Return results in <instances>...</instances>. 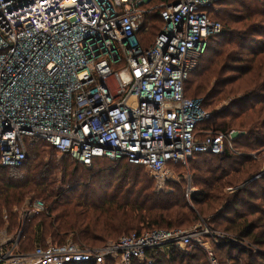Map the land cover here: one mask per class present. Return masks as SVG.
Returning a JSON list of instances; mask_svg holds the SVG:
<instances>
[{
	"label": "built area",
	"instance_id": "2783aa9c",
	"mask_svg": "<svg viewBox=\"0 0 264 264\" xmlns=\"http://www.w3.org/2000/svg\"><path fill=\"white\" fill-rule=\"evenodd\" d=\"M214 1L0 0L2 165L18 167L28 159L27 137L41 138L84 165L96 157L127 159L156 178L167 175L170 162L187 166L195 154L233 150L234 131L197 129L210 114L202 100L185 95L208 39L222 31L210 15ZM153 10L162 25L144 46ZM45 211L36 200L21 218L26 222ZM205 233L199 227L158 228L100 246L68 239L28 251L20 249L21 232L15 238L4 234L0 264L151 262L149 251L181 252ZM211 237L241 244L223 231Z\"/></svg>",
	"mask_w": 264,
	"mask_h": 264
},
{
	"label": "trees",
	"instance_id": "16d2710c",
	"mask_svg": "<svg viewBox=\"0 0 264 264\" xmlns=\"http://www.w3.org/2000/svg\"><path fill=\"white\" fill-rule=\"evenodd\" d=\"M215 4L224 8L212 7L213 19L243 24L244 31L240 30V36L236 32L233 35L229 24H222V31L208 39L206 53L210 55L207 58L201 55L198 67L185 83V95L192 99L202 96L201 105L206 109L214 103L209 100L217 96L223 100L236 92L235 88H227L229 85L245 83L251 96L231 100L228 107L219 111L213 108L209 111L210 117L201 121L197 129L228 132L233 126L231 121L244 115L240 122L246 134L238 141L245 151H256L264 147V43L256 44L252 36L264 39V0H217ZM161 25L159 11L147 14L146 31L142 34L144 46L153 43ZM230 71L232 74H228ZM193 75L195 80H191ZM255 94L260 97L255 98ZM253 99L257 103L247 110L246 105ZM234 108H240L241 113H231ZM221 117L232 120L208 125ZM25 144L28 159L21 166H4L0 159V242L4 234L21 230L19 246L24 251L33 250L36 244H45L47 240L64 243L72 239L86 246H100L121 235L146 230L190 228L201 218L195 214L198 210L200 215L206 211L215 213L213 223L217 218L225 220L221 231L248 239L260 249L254 251L229 241L233 251L247 255L242 264H264V176L254 179L261 170L257 158L247 153L236 155L229 148L220 155L195 154L188 161L195 188L191 193L194 206H191L184 181L169 184L166 191L156 190L148 169L127 159L96 157L88 166L70 154H62L41 138L27 137ZM176 166L186 165L172 162L167 165L168 168ZM249 179L252 181L248 185L234 190V185ZM35 199L44 200L49 213H34L22 225L21 212ZM216 249L220 250L221 246L214 245ZM202 254L198 251L186 256L173 251L165 255L149 251L147 258L151 262L144 259L133 264L186 261L191 264L198 262ZM233 264L241 263L234 261Z\"/></svg>",
	"mask_w": 264,
	"mask_h": 264
},
{
	"label": "rangeland",
	"instance_id": "374dc122",
	"mask_svg": "<svg viewBox=\"0 0 264 264\" xmlns=\"http://www.w3.org/2000/svg\"><path fill=\"white\" fill-rule=\"evenodd\" d=\"M216 1H214V6H213L212 9L217 10L219 8V9L223 10L224 7L223 6L220 7V6L216 5L215 4ZM219 21L223 25H226V24L228 25L229 24L231 30L233 31V35L237 33L238 36H240V33H239L240 30L242 32L244 31L243 24L233 23L230 20L227 23L225 21H223L222 19H220ZM252 37L256 39V44L264 43V39H262L263 37H261L259 35H254ZM230 38H232V37H230ZM218 42H221V41H218ZM215 47L218 49V48H220V45L215 44ZM206 51H207V49L202 53V54H204L205 58H207L210 55V52L206 53ZM228 74H232L231 71ZM194 77L195 76L193 75L191 77V80H195ZM244 84L245 83H243V84L235 83L233 85H229L227 88H235L236 92L233 95H230L228 98H225L223 100H219L220 98L218 96L213 98V99H211V100H209V102L213 101L214 103L208 104L207 106L205 105L206 109H204V110L209 112L210 110H213V108L214 109L216 108L219 111L221 109H224V108L228 107L231 104L230 103L231 100H236V98L243 99L246 96H251V95H249V92H247V87ZM219 96H220V94H219ZM259 97H260V95L255 94V98H259ZM202 98L203 97L200 96L198 99L202 100ZM195 99H197V98H195ZM256 103H257V101L254 100V99H253V101L249 102L248 106L246 105L247 110H249L251 107H253V105L256 104ZM258 106H261V104L258 103ZM231 113H235V114L241 113L240 108L239 109L238 108H234L231 111ZM247 115H250V114L247 113ZM244 117L245 116L242 115L235 122H233L234 120H232L231 118L223 117V119H222V117H221V118H218V119H216V120H214L212 122H208V125L211 124V125L214 126L217 123L220 124V123L224 122V120L227 121V122H230V120H232L231 123H233L232 124L233 126H231L230 129H228L230 131H234V133H235L233 142H235L236 145L235 146L233 145L232 152L234 154H236V155H242L244 153H247L248 155H250V156H252L254 158H257V161H259V163H260L261 170L257 174V177L254 178V179L258 180V178H260L261 176H264V147L260 148V149H258L256 151H245V149L242 148V146L239 144L240 141H238V139L241 138L242 136H244V134H246L245 131H244L245 128L241 126V122H240V120H243ZM221 126H224V125H221ZM230 131H228V132H230ZM207 158L209 160H211L209 157H207ZM183 167L176 166V167L168 168L167 175H165L162 178H156L151 173H149V174H150L151 178H154L156 190H165L166 191L167 189L170 188L169 184H174L175 182L184 181L185 182L184 189H185V192H186V196L188 198V202H189V204L191 206H194V203L191 200V193L194 192L195 188H194V179L192 178V172H191V169H190V163H188L187 166H183ZM232 174H231V176H232ZM250 181H252V179L247 180L243 184L234 185V186H236L234 188V190L236 191L238 188H241V187H244V186L248 185ZM228 190H232V188H228ZM36 200H41V201H43L45 203V201L42 200V199H35L33 201H30V203H33ZM45 205L47 206L46 203H45ZM195 214L196 215L199 214V216H201V218H200V220L196 219L195 224L192 227H190V226L189 227L190 228L199 227L202 230H206V233L201 236L202 238L199 240V242H197L194 245L193 248L187 247L186 249L182 250L181 253H183L184 255L188 256V254L195 253V252L199 251V252H202L203 254H205V256H203V254L199 255L201 259H199L198 262L197 261H192L191 264H233L234 261H236V262L239 261L242 264V262H244L247 259V255H242L238 251H233L232 248L229 247L231 245V244H228V241H231L230 239H226V241L221 242V243H216V242H214L213 238L211 237V232L215 231V229L212 228V226L218 227V229H220V230H216V231L224 230V228H225V225H224L225 224V220L223 221V220L217 218L215 223H213L212 221H214L215 213H211V212H207L206 211L204 214L200 215V212L198 210H196ZM20 217H21V215H20ZM21 222H22V225L25 224V222H23V218H21ZM183 228L189 230V228H187V227H183ZM20 232H21V230L18 231V232L11 233L9 235L6 234V235H7V237L15 238L18 234H20ZM229 234H231V233L229 232ZM231 235H232L231 238L234 237V239H236L238 242H240L241 243L240 245H242L244 248L253 249L254 251L260 250L250 240H248V239L240 240V239H238L239 236H236L234 234H231ZM5 236H4V238H5ZM47 242L60 243V242H57V241L53 242L52 240H47ZM47 242H45V243H47ZM233 243H235V242H233ZM216 244L221 246L220 250H217V249H216V251L214 250V245H216ZM36 245H38V244H36ZM225 245L226 246L228 245V246L224 249ZM210 251H211L212 255L209 254ZM211 257L214 258V261L212 260ZM187 262H189V261H186L183 264H187Z\"/></svg>",
	"mask_w": 264,
	"mask_h": 264
}]
</instances>
